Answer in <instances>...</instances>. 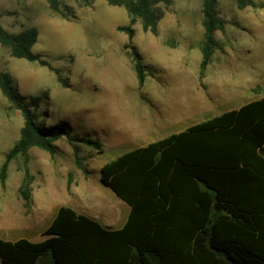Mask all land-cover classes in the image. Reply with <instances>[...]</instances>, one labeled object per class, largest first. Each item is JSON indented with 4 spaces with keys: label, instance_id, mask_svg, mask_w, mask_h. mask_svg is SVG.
Returning <instances> with one entry per match:
<instances>
[{
    "label": "rangeland",
    "instance_id": "374dc122",
    "mask_svg": "<svg viewBox=\"0 0 264 264\" xmlns=\"http://www.w3.org/2000/svg\"><path fill=\"white\" fill-rule=\"evenodd\" d=\"M57 1L54 12L45 0H0L1 27L14 34L35 29L31 51L47 64L13 58L0 44V71L36 115L37 127L68 133L52 142L53 154L32 146L9 162L0 188L2 240H43L60 206L108 228L120 226L127 206L100 183L105 163L264 96V0L243 9L235 0H216L220 49L201 81V0L159 5L155 33L140 22L132 26L131 46L147 72L140 89L124 48L127 37L117 29L128 25L127 9L105 0ZM23 125L0 92V166ZM24 179L27 203L18 193Z\"/></svg>",
    "mask_w": 264,
    "mask_h": 264
},
{
    "label": "trees",
    "instance_id": "16d2710c",
    "mask_svg": "<svg viewBox=\"0 0 264 264\" xmlns=\"http://www.w3.org/2000/svg\"><path fill=\"white\" fill-rule=\"evenodd\" d=\"M58 12L57 0H45ZM124 6L128 25L124 48L133 64L137 87L147 76L131 46L132 26L140 22L155 33L162 17L159 5L171 0H105ZM238 9L252 0H235ZM216 0H201L203 38L198 80L215 50L214 34L223 21ZM37 32L9 33L0 25V44L10 56L46 66L31 51ZM0 92L21 113L18 141L0 166L4 188L9 162L32 146L53 154L60 126L37 127L36 115L0 71ZM35 107L38 98H33ZM80 141L98 148L92 140ZM100 183L128 207L119 229L103 227L70 207L60 206L43 230V240L0 239V264H264V96L237 109L208 118L166 138L122 153L100 168ZM29 179L18 188L29 202Z\"/></svg>",
    "mask_w": 264,
    "mask_h": 264
},
{
    "label": "crops",
    "instance_id": "0c3cea01",
    "mask_svg": "<svg viewBox=\"0 0 264 264\" xmlns=\"http://www.w3.org/2000/svg\"><path fill=\"white\" fill-rule=\"evenodd\" d=\"M144 146V145H143ZM139 147H142V146H138V147H136V148H139ZM127 214H128V207H127V213H126V216H125V219L123 220V222H122V224L120 225V226H118V227H115V228H111V229H119V228H121L122 226H123V224H124V222H125V220H126V217H127ZM52 220V219H51ZM102 225V224H101ZM103 227H106L105 225H102ZM108 228V227H107ZM28 240V239H27ZM14 241V240H13ZM30 241V240H29ZM33 242H35V241H33ZM37 242V241H36Z\"/></svg>",
    "mask_w": 264,
    "mask_h": 264
}]
</instances>
